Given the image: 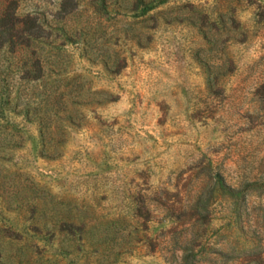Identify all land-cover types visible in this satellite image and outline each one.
I'll return each instance as SVG.
<instances>
[{
    "label": "rangeland",
    "instance_id": "374dc122",
    "mask_svg": "<svg viewBox=\"0 0 264 264\" xmlns=\"http://www.w3.org/2000/svg\"><path fill=\"white\" fill-rule=\"evenodd\" d=\"M0 18V264H264V0Z\"/></svg>",
    "mask_w": 264,
    "mask_h": 264
},
{
    "label": "trees",
    "instance_id": "16d2710c",
    "mask_svg": "<svg viewBox=\"0 0 264 264\" xmlns=\"http://www.w3.org/2000/svg\"><path fill=\"white\" fill-rule=\"evenodd\" d=\"M0 20H1V18H0Z\"/></svg>",
    "mask_w": 264,
    "mask_h": 264
}]
</instances>
